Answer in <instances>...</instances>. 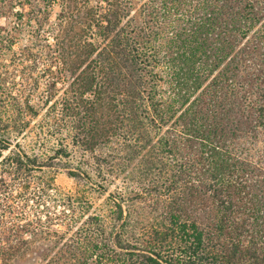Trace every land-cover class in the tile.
Here are the masks:
<instances>
[{
	"label": "trees",
	"instance_id": "16d2710c",
	"mask_svg": "<svg viewBox=\"0 0 264 264\" xmlns=\"http://www.w3.org/2000/svg\"><path fill=\"white\" fill-rule=\"evenodd\" d=\"M33 261L264 264V0H0V264Z\"/></svg>",
	"mask_w": 264,
	"mask_h": 264
},
{
	"label": "rangeland",
	"instance_id": "374dc122",
	"mask_svg": "<svg viewBox=\"0 0 264 264\" xmlns=\"http://www.w3.org/2000/svg\"><path fill=\"white\" fill-rule=\"evenodd\" d=\"M27 142H30V139H26ZM55 183L57 186L61 187L63 190H73L75 187L74 179L67 176L64 170L60 171L55 179ZM101 200V199H100ZM97 199V203L100 201ZM32 264H38L36 261H33Z\"/></svg>",
	"mask_w": 264,
	"mask_h": 264
}]
</instances>
